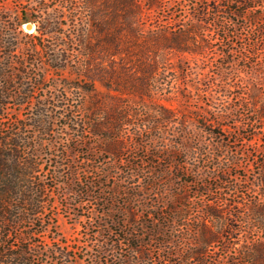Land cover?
I'll return each instance as SVG.
<instances>
[{"label": "trees", "instance_id": "trees-1", "mask_svg": "<svg viewBox=\"0 0 264 264\" xmlns=\"http://www.w3.org/2000/svg\"><path fill=\"white\" fill-rule=\"evenodd\" d=\"M74 1L66 0L63 9L54 10L47 0H18L17 11L13 12L11 8H2L0 11V264H47L49 261L56 264L58 260L68 258L67 245L60 246L59 243L61 238L55 218L61 204V200L57 198L61 187L69 191L68 193L85 199L78 202L75 200L72 205L76 207H83L92 201L97 204L101 201L104 205L114 202L118 197L123 199V206L116 212L119 217L103 225V230L98 232L103 238L99 252L104 258L115 252L120 256V264H125V261L131 260L123 256L126 251L141 255L138 264H191V262L221 264V258L214 263L206 261V247L218 242V239L221 240L219 238L221 234L228 233L232 239L238 241L236 245L228 241L221 246V252L229 254L231 258L228 264H264V191L261 200L253 198L228 201L223 190L229 187L222 185L228 184L227 179L230 176L228 165L235 166L236 160L235 157L222 159V155L214 153L213 146L223 151L228 148L223 146V142H216L213 145L202 139L201 135L191 136L187 133L186 127H181V134H178L181 137L179 142L167 138L162 125L175 128L174 109L161 104L151 107L147 103L153 102L154 93L163 92L161 89L158 90L160 75L156 58L159 51L167 50L179 55H190L193 59L201 57L204 61L207 60L205 54L208 55L213 50L218 51L215 61L220 59L217 58L220 56L228 59L227 62L216 72H212L213 80L211 76L207 78L208 83L204 87L202 84L199 86L206 89L205 92L211 98L210 102L220 106L222 112L219 116L217 113L214 114L215 118L209 116V120L200 118L205 122L204 126L208 127L206 131L201 130L202 133L210 137L217 135L223 137L220 132L214 131L216 129L226 131L222 121L237 116L235 108H227V101L224 99L230 94L231 87L227 83L231 79H237L240 70L236 68L233 49V39L238 38V35L235 31L229 30L230 22L225 25L219 18L223 14L233 13L225 12L227 5H222V0H207L199 7L200 21L213 26L215 42L219 43L217 47L213 41L195 32L194 27L200 29L199 25L184 27L175 33L160 30L152 32L147 38L140 37L138 25L142 12L137 0H114L110 8L105 6L109 11L102 10L95 0H82L81 4ZM212 1L215 3L214 7L209 6ZM246 1L227 0V3L242 6ZM258 3L257 6L263 8V12L262 16H253L255 22L258 17L264 21V0ZM67 7L70 9L67 14L73 13L76 19L78 14L74 13L86 14L91 21L96 38L92 47L90 45L86 47L88 51L86 58L87 61L91 59L96 62V73L101 84L105 85L107 82L105 75H109L106 67H102L105 59L115 56L132 59L133 68L139 76L126 74L123 80L117 79L119 82H116V86L121 87L120 91L131 95L136 108H130L127 112L117 109L114 114L103 111L102 114L99 113L100 108L98 109L97 104L91 102L89 114L84 116V123L79 126L74 118L73 120L69 118L70 122H66L68 118L64 113L60 112L59 116L56 115L57 112L50 113L61 109L60 105L53 103V97L32 95L36 89L45 87V76L38 72L42 70L44 62L47 63L45 69L58 72L63 71L66 68L65 63L69 61L63 55L55 53L47 55L46 45L42 41L46 36L61 34L60 29L66 25L64 20L67 14L64 11ZM211 15L212 19L209 18ZM234 15L242 17V14ZM27 22L35 24L38 36L23 31L22 26ZM194 33L199 38L198 44H195ZM81 38L82 36L78 42L76 38L75 42L71 43L82 47L84 43ZM14 63H17L18 68L11 70ZM87 64L89 65V62ZM187 64L190 66V60L182 62V67L177 64L176 68L183 72L178 77L184 81L191 77L188 76ZM201 71L197 70L195 74L200 77L199 81L203 78ZM60 85L65 89L71 87L86 89L79 83H76V86L68 82ZM213 88L220 90L213 91ZM174 94L182 95L178 89ZM255 97L251 96L250 99ZM162 99L171 101V98ZM57 100L62 107L67 99L58 96ZM184 100L186 101V98ZM50 104L53 108H50ZM118 104L122 105L123 102ZM7 105L16 106L21 110L16 114L17 117L5 112ZM126 106L132 105L125 104ZM27 109L31 111L24 114ZM224 115H228L229 118ZM259 115L264 119V107ZM57 121L61 123L64 121L61 130L65 134L73 130V126L76 133L79 127L82 128L80 135L82 139H79L77 134L74 138L77 142L83 141L85 146L87 145L85 139L92 135L99 137L105 134L110 140L117 138V141H112L111 147L104 149L116 156V159L112 163H101L104 166L91 164L92 156L85 159V166H82L83 162L78 161H68L65 164L56 161L53 166H47L46 157L52 159L60 155L61 158L69 159L71 153L75 155V148L70 146H66L57 154V149L50 139ZM179 123L183 126L181 121ZM130 124L133 127L131 133L135 137L146 133L148 140L140 139L134 143L130 141L129 147L134 145L132 148L136 152L146 151L151 161L141 159L137 162L135 157L127 161L118 159L126 151L125 145H128L126 130ZM259 129L261 131L259 139L264 151V126ZM178 156H182L184 161L179 163L175 160ZM190 158L194 161L192 166L187 162ZM210 161L216 163L210 166L208 165ZM121 167H125L126 170ZM120 169L125 174L122 183L132 186L140 179V188L135 190L131 187L130 190L115 188L105 195L107 188L103 184L107 178L112 177V170L115 172ZM63 171H66L65 177L69 180L67 184L61 180ZM259 171L264 185V164ZM99 172L102 175L94 176ZM83 175L88 177H82ZM103 177L106 178L104 181ZM83 178H87L85 182H82ZM213 181L216 183L213 184ZM186 187H197L195 195L200 197L214 196L210 203L201 206L203 217L196 218L199 223L196 227L185 223L189 217L190 207L186 206L184 201L188 200L189 196L181 191L183 189L185 191ZM173 188L178 192H172ZM141 201L143 204H140ZM159 201H162L161 207L157 206ZM178 204L181 206L178 207ZM135 205L145 211L146 215L142 214L143 216L150 218L148 224H137L138 210L135 209ZM164 209L167 211H163ZM100 213L105 214L104 211ZM107 214L114 218L110 212ZM253 223H257L255 228ZM254 229L258 232L256 239L248 240L247 237L243 239L241 236L239 238L240 234L255 232ZM41 239L43 245H40ZM54 245H59L61 249H52L51 246ZM175 250L178 253L175 254ZM153 253L157 255L155 260Z\"/></svg>", "mask_w": 264, "mask_h": 264}, {"label": "rangeland", "instance_id": "rangeland-1", "mask_svg": "<svg viewBox=\"0 0 264 264\" xmlns=\"http://www.w3.org/2000/svg\"><path fill=\"white\" fill-rule=\"evenodd\" d=\"M47 1L49 2L50 7L53 6L52 8H55L54 10L63 9L66 6V0ZM81 1L82 0H75L74 2L81 4ZM95 1L104 11H109L107 8H110L114 2V0ZM205 1L207 2V0H137V2L141 5L142 12L140 18L141 20L138 25L139 36L147 38L152 35V32L155 33L160 30L175 33L179 29H184V27L189 28L191 26L193 27L199 25L200 29L199 27H197V29L194 27L195 32H199V35H203L205 39L213 41L218 47L219 43L215 42V36L212 33L213 26H209L200 21L199 7L202 5V2ZM261 1L262 0H255L253 2L251 0H247L242 6L228 5L227 0H222L221 3L222 5H227L225 12L233 13L221 15L219 21L224 22L225 25L227 22H230L231 27L229 25V30L235 31L238 35V38L233 39V49L234 59L237 62L236 68L240 70L239 77L235 80L231 79L227 83L231 87L230 94L224 99V101H227V108H235L237 116H235L234 119H231L228 115H224V117L229 118L222 121V124L225 126L224 128H226L227 132L221 129H216L214 131L216 133L220 132L223 137H219V135L216 137H210L201 132L203 129L205 131L208 130V127L204 126V118L209 120V116H211V118H215L214 114L217 113V116H219L222 112H220V106L213 105L210 102L211 98L209 94L205 92L206 89L203 88L208 83L207 78L212 76L213 80L212 72H216V70L228 60L218 56L217 58L220 59L215 61L218 51L213 50L210 51L208 55L205 54L206 56H204L207 58L206 61L201 59V57L193 59V56L190 55H179L175 52L167 50L165 52L159 51L158 58H156V61L159 63L158 74L160 75L158 78V90L161 89L163 92L161 93V91H159L154 93L153 102H147L151 107L161 104L174 109L176 120L174 125L175 128L162 125L163 129H165L167 133V138L179 142L181 137L178 134H181V127H186V131L189 135H201L202 139H205V141L210 144L223 142V146L228 148V150L225 149V151H223V149L219 150L213 146L214 153L222 155V159L224 158L227 160L235 157L236 160L235 166L228 165L230 174L227 179L228 184L222 185L229 187L223 190V192H225V198L228 201H242L244 199L253 198L254 200H261L263 198L262 193L264 191V185L261 181V176L259 175V168L262 164H264V151L262 149V143L259 139L261 134L259 128L264 126V119L260 117L259 113L264 107V21L261 17H258L255 22L253 17L254 15L262 16L263 8L257 6L259 4L258 2ZM209 6L214 7L215 3L212 1ZM17 7L18 0H0V11L2 8H11L14 12L17 11ZM68 8L69 7H67L64 11L66 14L70 12V9ZM246 8L249 9L246 10ZM212 12L215 11L212 10ZM234 13L242 14V17L234 15ZM75 14H78V19H76L75 16L73 17V13L66 15L67 18L64 20L66 25L60 29L61 34L46 36L42 39L47 48V55L53 53L63 55L69 61L68 63H65L66 68L63 71L58 72H54L49 68L45 69L47 63L44 62L45 64L41 67L42 70L38 72L40 75L45 76V87L42 89H36L32 95L34 97H53V103L55 105H60L61 109H59V111L50 110V113L54 114L57 112V116H59L60 112L61 114L64 113L68 118L66 122H70L69 118L72 120L74 118L77 124L81 126V124L84 123V116L89 114L88 110L91 106V102H95V104H97L98 109L100 108L99 113L102 114H104L103 111H109V113L113 112L114 114L117 109L118 111L122 109V111L127 112L130 108H136L134 107L135 105H133L131 95L120 91L121 87L116 86V82L118 80H123L126 77V74L136 75V77H138L139 73L133 68V64L131 63L132 59L130 57H128V59H121V57L117 56L107 58L105 59L106 62L104 61L102 63V67H106L109 75H105L107 81L105 85L101 84V81L96 73V62L91 59L87 61L86 58V54L88 52L86 47L89 45L92 47L96 38L93 31L94 29L91 28V21L88 20L86 14L80 15L78 12L74 13V15ZM209 18L212 19L213 15ZM79 25L80 27H77ZM33 26V30L27 31L24 29L23 24L22 29L24 32L38 36L35 24H33ZM208 34H210V36ZM80 36H82L81 39L84 43L82 47L71 43H74L76 38H78L76 41L78 42ZM140 37L138 38L142 39ZM193 37H196L195 44H198V36L194 33ZM91 56L93 57L92 53ZM196 59L198 60L196 61ZM14 60H17V55H15ZM188 60H190L191 63L190 66L187 64L189 66L188 76L191 77L187 78L188 81H184V79H180L178 77V75H181L183 72H179L176 68L177 64L182 67V62L186 63ZM87 62H89V65ZM17 68V63H14L11 70H16ZM197 70H202L200 72V74L203 75L202 81H199L200 77L195 76ZM63 82L71 83L74 86H76V83H79L86 89L78 87L65 89L60 85ZM187 82L189 84L188 87ZM199 84H202L203 87H200ZM177 89L182 93V95L175 96L174 92H176ZM215 90H220V88H213V91ZM58 96H64L67 99L62 107L61 103L57 100ZM251 96L256 97L255 99H250ZM162 98H171V101L167 102ZM184 98H186V101ZM120 102H123V104H118ZM125 104L132 106L125 107ZM50 106V108H53L52 104H50ZM19 110L20 109L18 107L12 105H7L5 108V112L11 114L12 117H17L16 114ZM30 111V109H27L24 111V114ZM22 117H24V115ZM200 117H202L203 120H201ZM179 121H181L183 126H180ZM63 122L64 121H62V123ZM62 123L59 121L55 123L53 127L54 133H52L50 139H52V143L57 149V154H59L66 146H70L75 148V155L71 153L69 155V159L61 158L60 155H58L59 158L50 157L52 159H48L46 157L45 160L48 162L47 166H53L56 161H61L62 164H65L68 161H78L83 162L84 165L82 166H85V159L87 157L91 158V156V164L94 166H104L101 165V163H112L116 159V156H113L109 151H104V149L111 147L110 144L112 141H117V138L110 140L106 138L105 134L100 135L99 137L89 135L90 137L85 139V142L87 143L85 146L83 141L77 142L74 138L79 135V139H82L80 136L82 128L78 126L79 129L76 133L74 130L75 126L72 125L73 130H69L67 131L68 133L65 134L61 130ZM132 129V124L127 126L126 131L128 132L126 133V139L128 145H125L126 151H124L118 159L127 161L133 160V157H135L137 162H140L141 159L147 162L151 161V157L147 155L146 151L140 150L139 152H136L132 148L134 145H130L131 147H129L130 141L134 143L136 140L140 139L144 141L148 140L146 133L135 137L131 133ZM175 160L179 163L184 161L182 156H178ZM187 162L191 166L194 164V161L191 158L188 159ZM90 163L88 164L90 165ZM215 163L216 161H210L208 165L213 166ZM121 168L126 170L125 167ZM65 174L66 171H63L61 180L64 184H67L69 180H67ZM99 175H102L101 172L94 174V176ZM111 175L112 177L107 179L105 178L106 183L103 184V186L107 188L105 195H107L108 192L115 190V188H120V190H124L123 188L130 190L129 187L133 190L140 188V179L137 183H133L132 186L131 184L122 183L121 180H123L125 174L121 169L120 171L116 170L115 172L112 170ZM85 176L88 177L87 175H83L82 177ZM86 179L87 178H83L82 182H85ZM105 179L104 177L102 178L103 181ZM95 182L97 181L95 180ZM212 183L214 184L216 182L213 181ZM217 183L219 184V182ZM219 186H221V184H219ZM61 188L62 189L59 191L57 196L58 200H61V204L59 205L58 215H55V218L57 221L59 238H61V241H59L60 246L67 245L69 256L66 259L62 258L58 260L56 264H120V256H118L117 253H110L106 258L100 254L99 250L103 238L98 232L103 230V225H106L112 222V219H117V217H119L116 212L119 207L123 206V199L118 197V199L114 202H110L109 204L104 203V205H102L101 201H99V205L95 201H92L83 205V207H76L72 205L75 200L78 202L80 199H85L78 195H72L71 193H68L69 191L64 190L63 187ZM197 189V187H186L185 191L184 189L181 191L189 196V199L184 201V204L190 207L189 217L185 223L191 227H196L199 224L196 221V218L203 217L201 206L203 204L210 203L214 197L212 195L205 197L195 195V190ZM171 190L172 192H178L174 188ZM61 192L64 194L62 193V195ZM140 198L141 197H139V199ZM161 202L162 201H159L157 206L161 207ZM140 204H143V201H141ZM177 206L180 207L181 205L178 204ZM135 209L138 210L136 216L137 224H148L150 222V218L142 215L145 214V211L136 205ZM102 210L106 215H102L100 213L103 212ZM163 211L167 210L164 209ZM107 212L113 214L114 218L109 217L110 214L108 215ZM256 224L257 223H253V228L256 227ZM240 236L243 239L247 237L248 240H250V238L256 239L258 232L248 231L245 235L240 234L239 238ZM219 238H221V240L218 239V242L210 244L206 247V261L214 263L221 258V264H228L227 262H229L231 258L229 257V254L221 252V246L228 241H232L234 245H236L238 241L237 239H232L228 233L221 234ZM42 240L43 239L40 240V245H43L41 242ZM51 248L56 250L61 249L59 245L51 246ZM176 253H178L177 250H175V254ZM123 256H127L131 259L127 262L125 261V264H128V262L129 264H138V261H140L139 259L141 258L139 253H127L126 251H124ZM156 258L157 255L153 253V260ZM177 259L178 258H176V260ZM47 264L55 263H50L49 261ZM191 264H196V262H191Z\"/></svg>", "mask_w": 264, "mask_h": 264}, {"label": "water", "instance_id": "water-1", "mask_svg": "<svg viewBox=\"0 0 264 264\" xmlns=\"http://www.w3.org/2000/svg\"><path fill=\"white\" fill-rule=\"evenodd\" d=\"M34 26L31 22H27L26 24H24V29L27 31H31L33 30Z\"/></svg>", "mask_w": 264, "mask_h": 264}]
</instances>
